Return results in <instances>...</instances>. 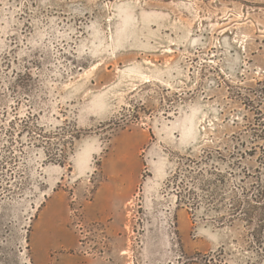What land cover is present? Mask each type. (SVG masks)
<instances>
[{
	"label": "rangeland",
	"instance_id": "374dc122",
	"mask_svg": "<svg viewBox=\"0 0 264 264\" xmlns=\"http://www.w3.org/2000/svg\"><path fill=\"white\" fill-rule=\"evenodd\" d=\"M263 187L264 0H0V264H264Z\"/></svg>",
	"mask_w": 264,
	"mask_h": 264
},
{
	"label": "trees",
	"instance_id": "16d2710c",
	"mask_svg": "<svg viewBox=\"0 0 264 264\" xmlns=\"http://www.w3.org/2000/svg\"><path fill=\"white\" fill-rule=\"evenodd\" d=\"M219 181H220L221 186H224L225 185L224 184V181H222L221 179ZM260 197H261V201H259L258 203L259 204H263V205L260 206V208H258V209L262 210L263 213H262V215H259L258 218H259V222L264 223V187L262 188V191L260 193ZM228 213H229V216H232V217L236 215V213H232V208H230L228 210ZM243 215L246 216L248 219L251 220L252 219L251 216L253 215V213L248 211L247 213H243ZM251 236L253 237V235H251Z\"/></svg>",
	"mask_w": 264,
	"mask_h": 264
},
{
	"label": "crops",
	"instance_id": "0c3cea01",
	"mask_svg": "<svg viewBox=\"0 0 264 264\" xmlns=\"http://www.w3.org/2000/svg\"><path fill=\"white\" fill-rule=\"evenodd\" d=\"M61 262H62V260L60 259V260H58V262L56 264H61Z\"/></svg>",
	"mask_w": 264,
	"mask_h": 264
}]
</instances>
